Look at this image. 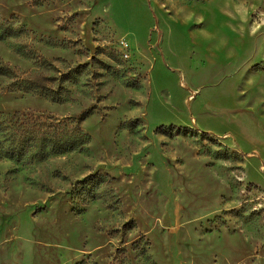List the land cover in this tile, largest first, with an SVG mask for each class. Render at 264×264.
<instances>
[{"label": "rangeland", "instance_id": "1", "mask_svg": "<svg viewBox=\"0 0 264 264\" xmlns=\"http://www.w3.org/2000/svg\"><path fill=\"white\" fill-rule=\"evenodd\" d=\"M0 25L1 116L89 139L38 159L0 130V264H264V0H0Z\"/></svg>", "mask_w": 264, "mask_h": 264}, {"label": "trees", "instance_id": "2", "mask_svg": "<svg viewBox=\"0 0 264 264\" xmlns=\"http://www.w3.org/2000/svg\"><path fill=\"white\" fill-rule=\"evenodd\" d=\"M14 31L9 25L4 27L0 25V38L14 34ZM10 73V69L0 64V76L9 77ZM0 130L21 133L26 140V147L33 145L29 140L32 143L34 136L37 140V149L32 155L38 159L44 158L48 153L82 148L89 140L79 125L61 119L56 120L44 113H14L10 117H3L0 114Z\"/></svg>", "mask_w": 264, "mask_h": 264}]
</instances>
